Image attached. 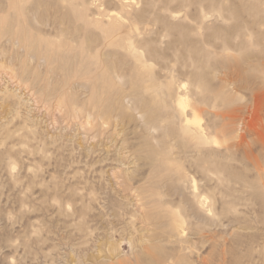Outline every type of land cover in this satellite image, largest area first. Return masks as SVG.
<instances>
[{
	"label": "rangeland",
	"instance_id": "rangeland-1",
	"mask_svg": "<svg viewBox=\"0 0 264 264\" xmlns=\"http://www.w3.org/2000/svg\"><path fill=\"white\" fill-rule=\"evenodd\" d=\"M0 264H264V0H0Z\"/></svg>",
	"mask_w": 264,
	"mask_h": 264
},
{
	"label": "bare ground",
	"instance_id": "bare-ground-1",
	"mask_svg": "<svg viewBox=\"0 0 264 264\" xmlns=\"http://www.w3.org/2000/svg\"><path fill=\"white\" fill-rule=\"evenodd\" d=\"M178 102H179V106L180 105L183 106V104H184L183 101L179 100ZM193 123H195L196 125H198V122H197V119L196 118L193 119Z\"/></svg>",
	"mask_w": 264,
	"mask_h": 264
}]
</instances>
